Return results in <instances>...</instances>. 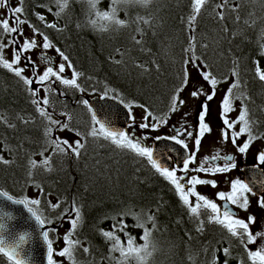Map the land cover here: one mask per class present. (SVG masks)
<instances>
[{
  "label": "snow or ice",
  "instance_id": "6c2138e0",
  "mask_svg": "<svg viewBox=\"0 0 264 264\" xmlns=\"http://www.w3.org/2000/svg\"><path fill=\"white\" fill-rule=\"evenodd\" d=\"M86 2L89 23L95 28L98 22H105L100 25V30H106L107 26L117 28L126 26L128 21L119 18L120 5L135 3L137 0H110L106 10L98 7L100 0H86ZM139 2L146 5L149 0H139ZM25 3L26 0H16L13 6L9 0H0V70L10 73L16 82L23 86L35 113V115L17 113L14 120L27 127L35 124L38 117L43 126L44 139L40 149L29 154L27 159V175L36 195L32 197L20 193L13 194L0 185V198L2 202L21 206L22 211L27 213V218L34 221L46 248V264H65L66 261L67 264H78L76 250L81 249L84 254H90V247L85 246V242L79 238L74 239L83 220L82 205H79L75 199L69 202L64 198H57L53 203L51 199H48L51 193H46L44 187L35 181L33 172L39 168L51 171L53 157L57 155H72L78 159L89 137L109 141L117 149L128 151L145 160L171 186V190L186 209V214L195 223V230L198 233L204 232L206 222L220 226L226 235L222 236L218 243H225L226 246L217 248L215 252L223 254L225 257L223 264H230L232 260H235L236 264H264V224H260L254 231L253 226L258 224L257 216L249 214L246 218H240L235 210L238 208L247 212L250 208V195L257 196V206L264 210V193H260L256 188L257 184L264 187V179H259L256 175H253L250 180L240 177L227 178L224 183L228 185V190L217 191L215 198H210L197 190L199 186L218 189L220 184L215 177L227 176L233 170H239L236 154L246 158L257 140L264 141V132L257 130L261 122L250 118L248 103L251 97L242 90L238 61H233L230 76L218 75L208 61L196 53L195 21L208 0H191V12L186 22L189 32L188 46L183 50L185 56L182 59L177 80L168 95L165 109L158 112L145 103L125 102L120 92L106 86L100 98L113 99L122 104L127 109V121L123 128H116L110 119L99 117L88 99H78L77 103L83 105L90 114L86 132L71 126L72 116L67 111H61L58 114L66 119L55 118L56 108L53 98L65 97L68 89L81 93L86 91L78 82L84 74L76 69L70 56L47 31L61 34L65 31L66 25L61 26L59 18L68 8L69 0L41 2L36 7L43 8L44 11L33 9L31 13L26 10ZM225 10L235 13V22H240L238 2L220 0L216 3L213 7L216 19L223 21ZM49 15L52 16L51 20L48 19ZM249 15L254 14L249 13ZM30 16L35 17L39 23H33ZM134 22L137 24L135 31L141 38L137 39L136 35H132V41L136 45H141V51H150L143 48L144 33L139 27L140 24H149L150 21L137 16ZM243 23L248 24L249 21L244 20ZM25 26L29 30L27 33ZM224 31H228L227 26L224 27ZM202 47L206 48L207 45ZM50 51L55 55H49ZM116 54L123 57L125 52L118 48ZM109 60L116 64L122 63V60H116L114 57H109ZM253 65L254 78L264 82V67L259 60H254ZM135 66L147 71L145 65L137 63ZM26 72L29 74L25 75ZM88 79L91 80L92 77ZM225 84L227 87L222 90L221 86ZM91 91L95 93L97 89L92 88ZM185 91L188 92L187 98L183 95ZM201 97L203 100H200ZM216 99H219L218 109L221 121L217 136L218 146L214 150L210 149L208 155L198 159L202 140L213 132L206 117L209 114V102ZM191 100H200L195 126L188 121L191 111H182L187 108ZM237 100L240 101V108L235 118H232L231 114L237 112L235 106ZM134 108L142 110L139 118L133 112ZM177 113H180V119L174 124L170 123L172 116ZM0 125L19 131L17 124L4 114H0ZM165 127L169 129L170 134L152 135L159 133L160 129ZM66 130L72 132L74 138L55 134ZM150 139L153 140L152 145L144 143ZM7 141V136L0 137V164L4 165L14 163L13 160L5 158V153L11 155L14 151ZM161 141L165 143L162 147H157ZM189 142L193 145L192 149H189ZM229 143L236 154L226 153L219 147ZM21 147L22 143L18 144L17 150ZM173 153H180V155L175 156ZM34 156H39L40 159L37 160L33 158ZM254 160L251 170L253 173H259L260 177H264V147L256 149ZM45 210H48L50 214L45 215ZM0 211H2L0 259L5 260L6 264H32L31 252L25 249V245L30 243L31 233L22 231L14 236L10 233L6 235L8 225L3 221L13 220L15 217L11 212L3 211L2 208ZM127 216H132L134 218L132 226L141 230L139 237L127 230L129 228L125 219ZM112 219L114 223L110 230L99 229L105 241L111 243L108 259L115 260L116 264H126L129 260L144 264L147 257L152 254L149 248L154 247L151 236L153 230L157 229L156 214H138L128 209L120 214L119 219L116 217ZM65 222L69 227L60 240L63 246L56 248L54 245L57 241L51 238V234L58 233ZM117 233H122L126 239L122 240ZM186 235L191 239L190 233ZM137 239L142 243H137ZM232 239L242 249L241 253L235 256L232 250ZM117 252L119 257L111 255ZM215 252L211 264H219V257L215 255Z\"/></svg>",
  "mask_w": 264,
  "mask_h": 264
},
{
  "label": "trees",
  "instance_id": "16d2710c",
  "mask_svg": "<svg viewBox=\"0 0 264 264\" xmlns=\"http://www.w3.org/2000/svg\"><path fill=\"white\" fill-rule=\"evenodd\" d=\"M41 2L47 0H26L25 8L29 13L33 9L43 12V8L36 7ZM219 2L208 0L195 21L196 53L203 56L218 75L230 76L233 61H238L242 90L251 97L248 103L250 118L261 122L257 130L264 132V82L254 78L253 71L254 60H259L264 67V0H234L240 4L239 23L235 22L236 14L227 10L223 21L216 19L213 7ZM109 3L110 0H100L98 7L106 10ZM190 3L191 0H149L145 5L137 0L122 4L119 18L128 24L100 30V25L105 22H98L95 28L89 23L86 0H69L68 8L59 18L60 25H66L65 31L62 34L47 31L70 56L76 69L84 74L78 82L86 91L68 89L65 97L53 98L55 118L66 119L58 114L67 111L72 116L71 126L86 132L90 114L77 101L87 99L88 95L100 96L106 86L120 92L125 102L136 101L148 104L158 112L164 110L185 56L183 50L188 46L186 22L191 12ZM137 16L150 21L139 25L144 33L143 48L150 51H141V45L131 39L132 35L141 38L135 31ZM30 19L39 23L35 17L30 16ZM244 20L249 23H243ZM205 44L207 47H202ZM118 48L125 52L123 57L116 54ZM109 57L122 60V63H113ZM137 63L145 65L147 71L136 67ZM92 88L97 91L92 93ZM235 103L240 104V101ZM17 113L35 115L23 86L10 73L0 70V114L7 115L19 129L13 131L0 125V137L7 136V142L14 150L11 155L5 153V158L14 163L0 164V185L13 194L34 197L36 192L27 175V159L43 143V126L37 117L35 124L25 127L14 120ZM20 143L22 147L17 150ZM85 144L78 159L72 155H57L53 157L51 171L39 168L33 172L35 181L46 193H51L48 199L53 203L57 198H64L69 202L75 199L82 205L83 220L74 239L84 241L85 246L90 247V254L77 249L78 264H116L115 260L108 259L111 243L105 241L99 229L110 230L114 223L112 217L119 219L128 209L138 214H156L157 229L151 236L154 247L149 248L152 254L144 264H211L215 250L226 246L218 243L226 235L220 226L206 222L202 234L195 230V223L186 214L171 186L145 160L117 149L103 139L89 137ZM33 158L40 159L39 156ZM49 214L45 210V215ZM125 219L129 225L127 230L139 237L141 230L132 226L134 218L127 216ZM186 233H190L191 239ZM55 235L51 234L54 240ZM117 235L126 239L122 233ZM231 242L233 255L241 253L237 242L234 239ZM137 243L142 241L137 239ZM111 255L119 257L118 252ZM215 255L219 257V264H223V254L215 252ZM0 264H6V261L0 259ZM126 264H137V261L129 260ZM230 264H236V261L232 260Z\"/></svg>",
  "mask_w": 264,
  "mask_h": 264
},
{
  "label": "rangeland",
  "instance_id": "374dc122",
  "mask_svg": "<svg viewBox=\"0 0 264 264\" xmlns=\"http://www.w3.org/2000/svg\"><path fill=\"white\" fill-rule=\"evenodd\" d=\"M16 0H9V3L11 5H15ZM25 31L26 33L29 31L27 29V27L25 26ZM51 56H54L55 53L54 52H49L48 53ZM33 58L35 59V55H33ZM59 58L57 57V60ZM26 75H28L29 73H25ZM227 85H222L221 88L226 89ZM41 95H43V92H41ZM185 98H187L188 96V92L185 91V93L183 94ZM93 96L88 95L87 99L91 98ZM200 100H203V97L200 98ZM200 100H191L189 101V104L187 106L186 109H182V111L184 110H190L191 111V115L188 117V121L190 124H192L193 126H195L196 124V117H197V112L200 106ZM218 104H219V99H216L212 102H209V114L206 117L207 122L210 124V126L213 129V132L210 135H206V137L202 140V148L200 153L198 154V159L201 158L204 155H208L210 149L214 150L217 146H218V140H217V136H218V132H219V128L221 126V121L219 119V109H218ZM235 106L237 108V112H234L231 114L232 118H235V116L238 114V110L240 108V104L235 103ZM141 109H133V112L137 115V117L139 118V115L141 114ZM173 119H180V113H177L175 115L172 116V120ZM239 127V126H237ZM162 130L167 129L165 128H161ZM160 130V131H162ZM153 133L152 135L154 136ZM56 135L59 136H63V137H70V138H74V134L72 132L69 131H63V132H56ZM147 144L150 143V141H146ZM193 146V145H192ZM219 147L222 148V150L226 153L229 154H236L235 153V149L232 147V145L229 144H224V145H219ZM260 147H264V142L263 141H257L254 143L253 147L249 150L247 157H243L239 154H236L237 158H238V163L239 164H254L255 160H254V154L257 148ZM240 173L237 170H233L232 172L228 173L227 176H217L215 177V179H217V181L219 182L220 186L218 189H213L210 186H199L198 187V191H200L201 193L209 196L210 198H215V193L217 191H227L228 190V185L226 183H224V181L226 180V178H236V177H240L241 175H239ZM222 203V202H220ZM252 206V202L250 200V208L248 209L247 212L241 210V213L239 215L240 218H246L249 214H253L255 216H257L258 218V224L253 226V230L255 231L256 228H258L260 226V224H264V213L257 211L253 208H251ZM69 227L68 223H64L62 227H60L59 232L56 233V243H55V247L56 248H60L62 247V243L60 242V240H62L63 234L65 232V230ZM59 237V239H57ZM65 264H67V262H65Z\"/></svg>",
  "mask_w": 264,
  "mask_h": 264
},
{
  "label": "water",
  "instance_id": "95a60500",
  "mask_svg": "<svg viewBox=\"0 0 264 264\" xmlns=\"http://www.w3.org/2000/svg\"><path fill=\"white\" fill-rule=\"evenodd\" d=\"M88 100L100 118L110 119L116 128L124 127L127 121V109L122 104L109 98L101 99L100 96H93ZM164 143V141L159 142L157 147H162ZM175 154L176 156L180 155V153ZM243 174L246 180L252 179L253 175H256L259 179H264V177L259 176V173H253L251 166L244 168ZM256 188L260 193L264 191V187H260L259 184L256 185ZM0 208L3 211L11 212L15 217L13 220L3 221L8 225V233L5 234L8 235L10 233L14 236L16 233L22 231L31 233L30 243L25 245L26 251L31 252V262L32 264H46V248L39 236V230L36 229L34 221L27 218V213L22 211L21 206H13L10 203L2 202V198H0ZM0 215H2V211H0Z\"/></svg>",
  "mask_w": 264,
  "mask_h": 264
},
{
  "label": "flooded vegetation",
  "instance_id": "af4514ba",
  "mask_svg": "<svg viewBox=\"0 0 264 264\" xmlns=\"http://www.w3.org/2000/svg\"><path fill=\"white\" fill-rule=\"evenodd\" d=\"M178 120H179V119H173V120L171 119L170 123H173V124H174V123H176ZM160 130H162V129H160ZM164 134H170L168 128L165 129V130L159 131V133H156V134H154V135H164ZM148 141H150L149 144H147L146 141H145L144 143L147 144V145H152L153 140L150 139V140H148ZM259 142H260V141H259ZM192 148H193L192 143L189 142V149H192ZM173 155L176 156L175 153H173ZM237 163H238V158H237ZM238 165H239V170H237V171L240 173L239 175H241V179H244L243 169L246 168V167L251 166L252 164H246V163L239 164V163H238ZM226 179H227V178H226ZM198 190H199V189H198ZM262 193H264V191H263ZM249 200H251V202H252V206H251V208H253V209L257 210V211H260V212L264 213V210L260 209V208L257 206V196H251V195H250V196H249ZM235 210L237 211L238 215H240L241 210L238 209V208L235 209Z\"/></svg>",
  "mask_w": 264,
  "mask_h": 264
}]
</instances>
